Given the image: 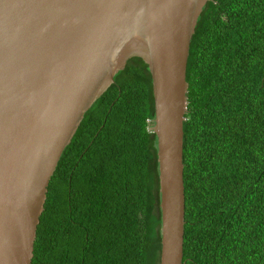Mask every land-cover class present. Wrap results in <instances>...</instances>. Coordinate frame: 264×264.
<instances>
[{
	"label": "trees",
	"instance_id": "obj_1",
	"mask_svg": "<svg viewBox=\"0 0 264 264\" xmlns=\"http://www.w3.org/2000/svg\"><path fill=\"white\" fill-rule=\"evenodd\" d=\"M183 123V264H264V0H210ZM151 74L130 57L51 176L31 264H159Z\"/></svg>",
	"mask_w": 264,
	"mask_h": 264
},
{
	"label": "water",
	"instance_id": "obj_2",
	"mask_svg": "<svg viewBox=\"0 0 264 264\" xmlns=\"http://www.w3.org/2000/svg\"><path fill=\"white\" fill-rule=\"evenodd\" d=\"M209 1L0 0V264H31L63 150L134 55L152 81L159 264H183L186 66Z\"/></svg>",
	"mask_w": 264,
	"mask_h": 264
}]
</instances>
